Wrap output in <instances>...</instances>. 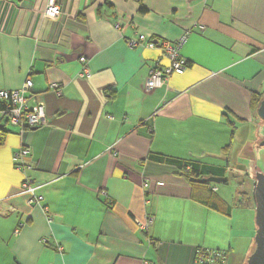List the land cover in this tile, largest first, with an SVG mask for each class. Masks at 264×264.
Here are the masks:
<instances>
[{"label":"crops","instance_id":"crops-1","mask_svg":"<svg viewBox=\"0 0 264 264\" xmlns=\"http://www.w3.org/2000/svg\"><path fill=\"white\" fill-rule=\"evenodd\" d=\"M57 2L55 21L43 17L47 0H0V89L30 78L29 104L43 103L47 118L22 133L0 116V264H194L199 248L228 256L233 201L224 198L228 216L195 201L177 162L225 179L233 160L243 167L237 129L252 127L244 155L258 168L264 122L250 97L264 91V0ZM141 35L170 44L187 36L185 73L149 91L150 72L170 59L130 48ZM22 148L42 206L22 194Z\"/></svg>","mask_w":264,"mask_h":264},{"label":"built area","instance_id":"built-area-1","mask_svg":"<svg viewBox=\"0 0 264 264\" xmlns=\"http://www.w3.org/2000/svg\"><path fill=\"white\" fill-rule=\"evenodd\" d=\"M62 16L61 6L57 0H47L46 8L43 12V17L49 20H58ZM115 28L120 30L121 25L116 24ZM203 28V27H202ZM201 28V29H202ZM187 36H184L178 43L170 44L168 42H155L144 35L139 36L136 40H128L130 48L144 46L150 49L161 48L164 54L170 59V65L163 68L153 69L146 81V88L149 91L160 89L165 86L168 79L173 74L182 75L188 68V61L180 54L183 44L186 42ZM82 64V76L90 78L91 74L88 69L87 59H80ZM51 90L59 94L60 85L54 83L51 85ZM33 91V81L27 78L23 87L18 90H1L0 89V116L5 118L9 124L18 127L21 132L33 131L47 126L46 110L43 103H38L31 107L28 96ZM30 156V151L27 148H22L15 155L16 168L25 173V179L22 184V194L28 197V203L41 205L44 201L43 195L39 194L41 186L35 185L32 178L26 175V172L31 170L25 161ZM162 186L163 183H158ZM148 187V184H145ZM46 210V209H44ZM51 222V220H49ZM153 219L148 218L146 223L141 226L142 232L148 230L152 225ZM47 244L46 240L42 241ZM194 264H227V253L218 249L199 248L195 251Z\"/></svg>","mask_w":264,"mask_h":264},{"label":"rangeland","instance_id":"rangeland-1","mask_svg":"<svg viewBox=\"0 0 264 264\" xmlns=\"http://www.w3.org/2000/svg\"><path fill=\"white\" fill-rule=\"evenodd\" d=\"M253 133L254 129L252 127H250V129L249 127L237 129V153H235V155L237 156L238 154V156L240 155L241 158L243 157V167H238L237 170L233 169V167H235L236 165L233 160V162L231 163L230 171L225 176L227 183L217 185L221 193L217 195L220 196L223 200L225 198L230 202L233 201L235 208L234 225L236 238L233 239L234 248L230 253H228L227 264H246L255 247L254 238L256 232L253 234V232L247 233L246 231H253L255 227L257 228L255 222V202L253 199V191L256 185L255 171H263L262 173H264V140L262 138L257 142L260 150H263V153H261L260 157V164L257 169L255 168L256 166L250 168L248 163L249 158H245L244 155L245 151L247 150L245 134H248L249 137H251ZM253 158L255 159V157ZM252 175L253 177L251 178ZM248 198L252 200V205L249 202V205L252 208H247ZM239 232L240 234L238 236Z\"/></svg>","mask_w":264,"mask_h":264},{"label":"trees","instance_id":"trees-1","mask_svg":"<svg viewBox=\"0 0 264 264\" xmlns=\"http://www.w3.org/2000/svg\"><path fill=\"white\" fill-rule=\"evenodd\" d=\"M141 11L145 12L144 9ZM264 97V93H256L252 92L250 97V108L253 112L257 113L258 107L260 105L261 100ZM8 132L5 130V127L0 125V146L4 144ZM229 146H227L228 148ZM176 163V162H174ZM181 167V174L190 184L192 189V197L195 201L206 206L213 211L219 212L224 215H230L233 206L228 205L222 198H220L217 193L214 191L215 185L205 183L206 179L205 170H201V168L196 163L192 162H177ZM227 183V180L224 181ZM213 185V186H212ZM249 202L252 200L248 198L247 206L250 207ZM243 203V199H242ZM252 205V203H251ZM242 206V205H241ZM255 209V208H254Z\"/></svg>","mask_w":264,"mask_h":264},{"label":"water","instance_id":"water-1","mask_svg":"<svg viewBox=\"0 0 264 264\" xmlns=\"http://www.w3.org/2000/svg\"><path fill=\"white\" fill-rule=\"evenodd\" d=\"M257 115L264 122V97L260 102ZM256 172V185L253 191L255 202V222L257 226L254 238V251L249 256L246 264H264V173ZM224 178L208 177L205 183L219 185L224 183Z\"/></svg>","mask_w":264,"mask_h":264}]
</instances>
